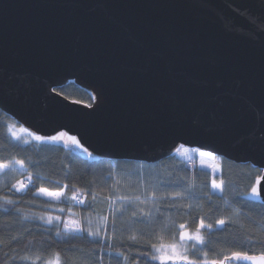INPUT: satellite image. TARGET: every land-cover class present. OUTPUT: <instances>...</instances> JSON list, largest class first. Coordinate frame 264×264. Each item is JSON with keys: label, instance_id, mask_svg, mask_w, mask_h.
<instances>
[{"label": "water", "instance_id": "1", "mask_svg": "<svg viewBox=\"0 0 264 264\" xmlns=\"http://www.w3.org/2000/svg\"><path fill=\"white\" fill-rule=\"evenodd\" d=\"M0 111L90 157L251 164L264 203V0H0Z\"/></svg>", "mask_w": 264, "mask_h": 264}, {"label": "trees", "instance_id": "2", "mask_svg": "<svg viewBox=\"0 0 264 264\" xmlns=\"http://www.w3.org/2000/svg\"><path fill=\"white\" fill-rule=\"evenodd\" d=\"M56 90L92 104L73 82ZM12 124L0 111V165L8 168L0 175V264H49L57 257L59 264H159L150 259L152 245L179 244L181 231L196 232L201 222L203 243L191 244L190 257L239 264L229 261L232 253L264 255V203L251 195L259 168L214 156L213 174L183 154L186 148L154 164L90 158L63 142L18 141ZM41 188L63 194L48 199ZM69 217L80 232L64 231Z\"/></svg>", "mask_w": 264, "mask_h": 264}, {"label": "snow or ice", "instance_id": "3", "mask_svg": "<svg viewBox=\"0 0 264 264\" xmlns=\"http://www.w3.org/2000/svg\"><path fill=\"white\" fill-rule=\"evenodd\" d=\"M65 133L60 132L59 133V137H64ZM36 140H41L42 137H35ZM50 139L52 141H57L58 137L57 136H52L50 137ZM68 139L72 140L73 143H76V139L73 136H69ZM77 147H80L79 144H77ZM82 150H86V149H82ZM192 151H196L195 149H193ZM201 156L204 155H208V153H204L201 152L200 153ZM6 167V166H5ZM21 167H23V165H21ZM15 187V186H14ZM214 188H218L220 187L217 184H213ZM24 189V185L21 184L19 187H17V191H22ZM41 193H44L45 195L58 199L60 198V196L62 195L61 192H48L45 189L41 188L40 189ZM251 195L253 198H260V192H259V180L257 181V186L252 188V192ZM73 199H75V196H73ZM82 203V201H81ZM49 222H51V217H49ZM219 223L222 225L224 223L223 220L219 221ZM207 227L206 225L203 224V222H201V224L199 225V227L196 230V233L193 234L190 231L184 230L185 229V225H180V228L184 231H181L180 234V241L181 242H185V241H196L198 243H203L202 237L200 235V229ZM72 231H79V228H72ZM89 236H94V235H98V233H92L91 231L88 233ZM135 239V238H133ZM184 247L185 251L181 252L180 248ZM153 248V254L150 256V259L153 261H159V264H168L169 261L172 262V264H177V262H182V264H209V262L207 260L200 262L197 259H194L192 257H190L187 254V247L181 243V244H177L175 242L171 243V244H161L159 246H157L156 244L152 245ZM145 256H148V253H144ZM228 257H225V260H227ZM232 259L236 260V261H250L251 264H264V255H261L259 257L257 256H253V255H245L242 254L240 252H234L232 253ZM49 264H59V257H57L54 261H49ZM211 264H216V261H212ZM221 264H223V262H221Z\"/></svg>", "mask_w": 264, "mask_h": 264}, {"label": "rangeland", "instance_id": "4", "mask_svg": "<svg viewBox=\"0 0 264 264\" xmlns=\"http://www.w3.org/2000/svg\"><path fill=\"white\" fill-rule=\"evenodd\" d=\"M10 133L12 135L13 138L17 139L18 141H21V142H29V141H33V140H36L35 135L31 134L29 131H27L25 128H23L22 126H20L19 124H12L10 126ZM58 142H61V141H58ZM192 149L190 150H183V154L185 153L187 156L189 157H197V163L195 165L199 166V167H202V168H206L208 169L210 172H212L213 174H217L219 172V165H218V160L214 157V155L208 153V152H204V153H208V155H204V156H201L200 153L203 152V151H200V150H197L196 151H191ZM7 167H5V165H0V175L2 173H5L7 171ZM22 183H19L18 186H20ZM28 184V181L25 182L24 185H27ZM63 194V192H61ZM38 194L41 195V196H45L46 198L48 199H52V200H57L55 198H52V197H49L47 195H45L44 193H41L40 191H38ZM61 197V196H60ZM59 199V198H58ZM73 201H75L76 203H79L81 201V198H78V196H75V199H73ZM72 228H79L80 229V222L75 219V218H67L65 220V223H64V231H67V232H80L79 231H72L71 229ZM189 231V230H187ZM193 234H195L196 232H191ZM202 237V236H201ZM183 243L186 247H187V250H191L192 249V246L191 244L192 243H197L196 241H185V242H181L179 244ZM178 244V243H177ZM180 251L183 252L185 251V248L184 247H181L180 248ZM187 254H188V251H187ZM55 258L52 260L54 261ZM227 261H225L223 264H226ZM179 263H182V262H177V264Z\"/></svg>", "mask_w": 264, "mask_h": 264}, {"label": "bare ground", "instance_id": "5", "mask_svg": "<svg viewBox=\"0 0 264 264\" xmlns=\"http://www.w3.org/2000/svg\"><path fill=\"white\" fill-rule=\"evenodd\" d=\"M195 44L196 45H198L196 42H195ZM90 94V93H89ZM91 95V94H90ZM92 101H93V98H92ZM77 102H79V101H77ZM82 103V102H81ZM86 104V103H85ZM184 148H186V149H189V148H187V147H184ZM180 152V150L177 152V153H175L173 156H170V157H174L175 155H177L178 153ZM84 154V153H83ZM85 155H87V154H85ZM88 157H90L89 155H87ZM170 157H168V158H170ZM90 158H96V157H90ZM98 159H103V158H98ZM128 161H130V160H128ZM160 161H162V160H160ZM160 161H156V162H140V163H144V164H154V163H158V162H160Z\"/></svg>", "mask_w": 264, "mask_h": 264}, {"label": "built area", "instance_id": "6", "mask_svg": "<svg viewBox=\"0 0 264 264\" xmlns=\"http://www.w3.org/2000/svg\"><path fill=\"white\" fill-rule=\"evenodd\" d=\"M78 198H80V197H78Z\"/></svg>", "mask_w": 264, "mask_h": 264}]
</instances>
